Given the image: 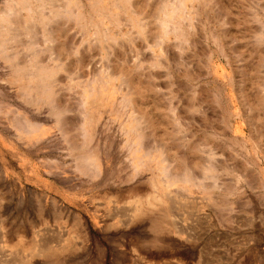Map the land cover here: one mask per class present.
I'll list each match as a JSON object with an SVG mask.
<instances>
[{
  "label": "rangeland",
  "instance_id": "rangeland-1",
  "mask_svg": "<svg viewBox=\"0 0 264 264\" xmlns=\"http://www.w3.org/2000/svg\"><path fill=\"white\" fill-rule=\"evenodd\" d=\"M29 1L35 9L40 5L37 0ZM77 1L82 6L84 24L67 22L64 25L72 39L68 48L71 76L57 75L55 87L56 98L69 109L66 114L69 122L74 125L81 120L78 100L82 84L94 70L80 69L75 48L82 47L81 56L94 58L93 66L98 70L107 64V54H112L115 66L133 76L134 85L143 92L149 81L156 84L154 89L159 92L152 95V99L148 95L145 101L138 100V105L149 114L154 113L156 120L160 119L152 130L153 140L165 147L169 160L181 167L188 159L192 171L196 175L202 174L201 162L204 164L206 158L200 151L194 152L195 155L185 148L190 151L195 145L203 144L207 151L215 153V175L221 187L212 188L208 180L207 186L211 188L193 190L190 198L185 197L189 199L186 205L178 203L177 197L184 195L182 191H174L170 204L173 212L169 217L147 213L128 222L127 213H123L130 212V202L136 198L148 199L155 189L152 172L134 174L127 160V110L108 100L94 107L91 115L96 121L93 141L84 152H74L63 137L51 106L44 102L29 104L23 97L24 84L15 81L11 64L0 56V264H20L24 256L30 258L26 264H264V104L262 106L260 101L262 99L264 103V94L259 91L260 78L255 71L263 62L264 46L255 50L248 42L250 34L244 31L245 20L253 16L264 23V0H220V8L214 10L211 5L209 11L203 3H195L196 11L199 9L196 12L199 22L193 18L197 28L194 25L195 28L187 29L188 45H183L180 50L175 46L174 36L166 45V50L169 48L171 52L176 48L174 53L177 57L182 55L180 60L178 57L174 63L166 51L154 48L160 63L151 68L152 80L144 74L151 63L144 51L153 40L150 38L148 43L140 40L132 27L124 25L125 21L119 29L112 21L105 20L107 28H104L98 22L96 10L90 7V0ZM106 1L110 3V0ZM5 2L0 0V11ZM152 2L135 1L136 9L142 13L140 17L145 20L151 14L148 6ZM209 3L213 4L212 0ZM36 15L41 19L39 14ZM126 15L121 17L126 18ZM25 19H28V13L22 10L18 20ZM22 21L17 27L21 42H14L10 51L20 52L27 48L25 42H36V38L43 49L40 35L44 27L36 28L40 35L32 28V31L28 30L30 34L26 32L27 36L24 33L27 30L23 31L26 28L23 24L20 26ZM225 22L231 31L227 40H236L234 47L228 45L226 49L232 64L220 54V44L216 43L217 46L213 39L223 29L220 24ZM153 27L151 32L158 35L160 31ZM103 33L113 36L117 42H111L112 45L110 42L98 43L97 36L103 37ZM134 53L142 59L136 63L142 65L141 68L138 65L137 70L130 61ZM210 54L213 55L211 58ZM24 58L21 52L19 61ZM243 62L252 68V75L249 73L247 77L252 81H246L251 84H247L250 98V95L237 94L241 89L238 84L245 82L242 67H238ZM172 64L178 66L177 72ZM140 69L144 71L139 73ZM137 84H143V88ZM252 93H255V99ZM116 100H119L118 96ZM249 100L255 106L260 104L262 110L252 114L247 112L244 104L253 105ZM172 105L179 109L181 133H177L168 117V108ZM15 115L41 126L30 141L19 139L11 126L10 120ZM77 133L78 130L71 131L70 135ZM186 153L191 157L187 154L188 158ZM82 155L95 159L99 176L93 178L77 170V158ZM193 158L196 160L192 162ZM193 206L195 209L192 210ZM116 210L120 212L119 216L125 215L121 218L122 223L115 219ZM35 243L40 249L62 246L67 249L56 257L24 252Z\"/></svg>",
  "mask_w": 264,
  "mask_h": 264
},
{
  "label": "bare ground",
  "instance_id": "bare-ground-1",
  "mask_svg": "<svg viewBox=\"0 0 264 264\" xmlns=\"http://www.w3.org/2000/svg\"><path fill=\"white\" fill-rule=\"evenodd\" d=\"M37 1L39 2L40 5L38 6L37 9H35L34 5H32L29 0H19L18 2L13 0H8L7 2H5L4 0V2L6 3L5 7L0 11V56L11 64V68L14 71L13 76L15 81L18 83L22 82L24 84L22 87L23 97L26 99V101L29 104L34 103L36 105V104H42L44 102V104H49L51 106L53 115L57 119V124L60 128V131L62 132L63 137L66 139L67 143L69 144L70 149L74 152L76 151L84 152L90 147L93 141V129L96 124V121L91 115H93L94 113V111L92 110L94 107H96L99 104L102 105L103 100H108V101H113V105L115 103H118L120 106H122L127 110L128 118H129L128 129H126L127 139L125 142V146L127 147V151H128L127 160L130 163L134 171V174H138L140 171L152 172L153 176L151 177V180H152V185L155 189V193L148 199L141 201L139 200V198H136L130 202L132 204L130 212L128 210V212L126 211L125 213H123V214L127 213L126 215L128 216L127 221L128 222L136 221L140 219L142 216L144 215L146 216L147 213H156V214L158 213L160 215L161 214L165 215V218L169 217L170 214L173 212L172 208H170L171 207L170 204L173 203L171 201H172V196L174 197L173 194L174 191H182V194L184 195L183 196L179 195V197H177L178 196L177 195L176 197L179 200L178 202L179 204L186 205L189 199H185V197L190 198L192 196L193 190L195 189L206 190L210 187L209 185L207 186L206 183L208 182V180H210L211 182L210 185L212 188H216V190L217 188H220L221 185L219 184L217 177L215 175L216 172L215 169L216 163L214 162L215 153L213 154L212 151L211 152L207 151L206 148L203 146V144L199 143L197 146L195 145L194 148L191 147L193 148V150L190 149V151L185 148V151L189 153L192 151L191 152L192 154H195L194 152L200 151L199 153H201V156L203 155V157L206 158L207 161L205 162L204 161L205 158H204L203 161L205 163L203 164V162H201V169L199 168L200 170H202V174L196 175L192 171V169L189 167L190 163L188 159H186L188 163H185L181 167H178L175 164V161L169 160V158L166 155L165 147L162 146V144H159L155 140H153L152 130H155L156 123L160 119L156 120V115L154 113L149 114L148 111L143 110L144 107H140L138 105V100L145 101L148 95H150L149 97L150 99H152L151 98L152 95H155L156 93L159 92L156 89H154L156 84L153 85L151 84V81H149L148 87L146 88L147 92L146 91L143 92L141 89H139L137 86L134 85L135 79L133 76L129 75L128 72L126 73L120 67L115 66V64L113 63L115 61L111 58L112 54L110 55L107 54L106 56L108 57L107 64L103 67L100 66V69L98 70L96 69L97 67L93 66V62L95 61L94 58H90V56H81V53L83 52L81 50L82 47L75 48L74 55H76V57L78 58L80 69H86L87 67L88 69L93 68L94 70L95 69L96 70L90 72L92 76H90V78H88L86 81L83 82L82 90L80 92V100L77 99L79 101L78 106L81 115V120L74 125H72L71 122H69V119L66 116V114L69 112V109L65 108L62 105V102L60 103L59 102L60 100L56 98V88H55L57 84L56 78L57 75L61 73L67 74V76H71V72L68 67L69 65L68 48H70L69 46L72 45L71 44L72 39H70L69 34L65 32L64 25L67 24V22H73V24L80 25L85 21L84 14L82 12V6L77 0H37ZM135 1L136 0H110L109 3L106 0H90L89 5L93 10L94 9L96 10V14L98 15L99 18L98 22L104 28H107V26L105 25V20L112 21L115 24V26L119 29L122 28L121 25L125 21L124 25L126 24L132 27V29L136 31L137 33L136 35L139 37L140 40H143L144 42L147 43L150 38L153 40V44L152 45L147 44L144 51V54L146 53V56L149 55L151 61L150 65L146 68L147 72L144 74L146 75L145 77H149L151 80L153 77L151 68H156L158 66V63H160L155 57L154 48L159 47L160 50H162L163 52L166 51L167 54L170 55L172 62L174 63L176 62L178 57L180 60L181 58L180 56L182 55L180 54V56L177 57V55L174 53L176 51L175 46L180 49L182 48L183 45L185 44L188 45L187 43H189L187 29L191 30L195 28L196 25L195 22H193V18L199 17V15H196V12L199 9L196 11L194 4L203 3L207 10L208 7L211 8V5L214 10L220 8L219 7L220 0H212L213 4L209 3V0H153V2L148 6V8L151 9V14H149V18L145 20L142 17H140L142 13H140L141 11H138V9H136ZM22 10L27 11L28 13V19H25L23 21L18 20V16L21 14ZM220 10L221 9H219L218 13H220ZM36 14H39L41 16V19H38ZM126 14H129L130 17L128 18ZM121 15L123 16L126 15V18L121 17ZM19 21L23 22L20 24V26H22L23 24L22 27L26 28V29L22 28L23 31L27 30L24 31L25 35H27L26 32L30 34V32L33 30L32 28H35L33 32L34 31L37 32V29H40L41 26L44 27L43 33L41 35L38 33L40 32V30H38L37 32L41 36V39L43 40V44H42L44 46L43 49L42 47H40L39 42H37L40 40H37L38 38H36L35 40L36 42H34L33 40L32 42L29 41L30 39H27L29 42L27 43L25 42L24 44L25 47L27 48L22 49L20 52L10 51L11 45L17 40L20 41L22 38V36H20L21 32L19 33L18 32L19 30L17 28L19 26ZM198 22H196V24ZM91 23L92 25H95L93 21H91ZM225 23H221V24L219 23L223 29L220 32H218L216 35H214L213 39L215 44L216 43L220 44V48H221L220 54L227 59L228 63L232 64V62L229 61V56H227L226 54V49L228 48V45L234 47L236 45V40L233 39L227 40V36L231 34V31L230 28L226 26L228 25L227 22ZM254 24H259V26L256 25L254 26ZM194 25L195 27H193ZM152 26H154L153 29H155L156 27L160 31L158 35H154L151 32ZM244 31L250 34V39L248 42L253 46L255 50H257L256 48H259L260 46H264V23L261 22L257 17L253 16L252 19L245 20ZM152 34L154 35V37L152 36ZM171 36H174L177 42L174 46L175 51L173 52H171L168 48V47H172L170 45L167 47L168 49L166 50V45L169 42ZM97 38L99 40L97 39L96 40L97 42L99 41L98 43L100 44L104 42L106 43L114 42L115 44L117 42V40L113 36L105 35V33H103V37L97 36ZM94 40L92 42H94ZM96 40L95 43L96 45H98ZM108 48L109 50L111 49L110 47ZM67 51L68 53L66 54ZM178 51L179 50H177V54ZM231 51L234 52V49H231ZM21 52L25 56L23 61H19ZM137 53L139 54V50ZM138 54L135 55L134 53L133 55L135 56L133 58L131 57L130 59L131 62H134L133 64L136 66V67L134 66V68H136V70L139 65V64L136 65V63L138 62V60H142L139 59ZM184 54L185 53H183V56ZM128 55L130 54L128 53ZM212 56L213 55L210 54V58ZM262 61L263 62L260 64V66H258V68L255 71L260 78L259 91H262L264 94V52H262ZM179 62H177V65ZM172 65L175 66V70L177 72L179 65L178 66L175 64ZM248 65L246 64L244 65V62L242 64L240 63V66L237 65L239 68L242 67L241 68L242 70L241 69L240 70L245 75L244 84L239 85L238 84L239 82L237 83L238 86H241L240 89L241 92L239 91V93L237 94L241 93L243 96L250 95L249 96L250 98L251 93L250 91H249L250 94L247 93L248 91L247 84L248 85L251 84L247 83L246 81H252V79L249 80V78H247L249 76L250 71H252V68H250V66ZM141 66L139 65V68H141ZM238 67L237 70L239 69ZM141 70L144 71L143 69H140L139 73L140 72L142 73ZM251 75L252 74L250 73V76ZM70 79L74 80L72 77ZM140 86H142L143 88V84ZM248 87L249 90H251L250 86ZM252 94H254L252 97H254L253 99H255V93ZM260 94L263 96L262 93ZM117 96L119 97V100H116ZM115 100L118 102H116ZM245 100L247 102V98ZM260 101H261V105L263 106L264 103H262V99ZM249 102H251L254 105L252 100L251 101L249 100ZM263 102H264V98H263ZM244 105H246L245 108L247 109V112H249L250 114L254 113V111L256 113V110L259 109L262 110L261 108H259L260 104L259 106L257 104H256L257 106L255 105L253 106L249 103L248 104L245 103ZM168 110H169L168 117L170 118V121L172 122L174 129L177 130V133H179L182 129L181 127L182 120L179 117L180 114L178 115L179 109L172 105L168 108ZM186 111H190V109L189 110L187 109ZM263 111H264V106H263ZM249 122L253 126L252 120ZM10 124L12 127H14L16 133L19 136V139H27L29 141L33 139V137L38 133V130L41 127L40 125L32 122L28 118L25 117L21 118L20 116H16V115L12 118V120H10ZM158 124L160 126V123ZM75 130H78V133L76 135H70L71 131H75ZM181 140L180 142H183ZM187 154L188 153H186L185 155ZM188 155L187 157L189 158L190 155L189 156ZM94 160L95 159H93V157L89 155H82L78 157L77 166H76L77 170L84 175H88L90 177L96 178L97 176L100 175V170L99 167L96 166L97 164ZM193 160L195 161L196 159L193 158L192 162ZM200 160L202 161V159ZM173 201H175V199ZM191 209L192 210L195 209L194 206ZM116 211L117 213H115V219L117 220V223H122L121 218L123 215L119 216L120 212H118V210ZM176 229L178 230V228ZM181 233L183 234L182 231ZM66 249L67 248H65L64 246L55 249H49V248L40 249V245L38 243H35L33 247L24 249V252L27 251V254L28 252H33L40 255L43 254L47 257H56L61 253H63ZM29 260L30 258L24 256V259L21 261L20 264H26L27 262H29Z\"/></svg>",
  "mask_w": 264,
  "mask_h": 264
}]
</instances>
